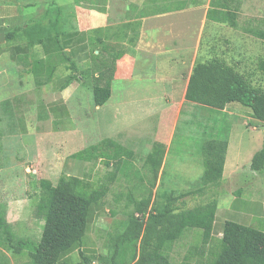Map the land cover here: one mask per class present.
Returning a JSON list of instances; mask_svg holds the SVG:
<instances>
[{"label":"crops","instance_id":"crops-1","mask_svg":"<svg viewBox=\"0 0 264 264\" xmlns=\"http://www.w3.org/2000/svg\"><path fill=\"white\" fill-rule=\"evenodd\" d=\"M209 2L0 0V34L4 35V42L0 43V114L12 119L19 107L28 113L34 112L37 107L49 115L64 112L65 104L53 101L52 97L58 94L68 99L70 88L75 86L73 78L71 84L65 86L68 77H73L75 73L69 70L67 58L70 57L77 69L82 71L91 65L90 51L95 49L94 53L98 54L105 46L110 52L117 50L122 55L115 63L110 97L102 106H95L97 111L111 107L117 109L123 104L136 108V102L130 101L132 99H161L163 89L156 87L166 80L175 82V57L179 61L182 56L179 57L178 51L184 50L177 47L179 42L175 40V32L183 33V37L192 35L193 41L206 26L224 25L206 19ZM13 31L22 37L7 41L6 35ZM15 64L24 69L16 72ZM165 68L172 72L171 76L165 77L166 80L163 77ZM118 73L123 74V90L114 96L113 85L120 81ZM188 77L181 97H184ZM78 80L83 82L80 77ZM137 82L141 85L139 88L135 85ZM131 84H134L133 89H130ZM149 84L153 86L149 87ZM114 97L130 100L112 103ZM203 109L201 105L187 102L184 98L177 107L165 109L166 114L172 113V118L170 124L165 123L167 118H161L154 135V141L164 144L166 149L150 207L159 200V208L163 211L168 194L178 196L198 189L204 171L202 145L210 140L224 141L227 147L205 264H218L221 232L227 222L263 231L255 264H264V169L259 172L249 169L252 157L262 147L264 126L251 117L249 109L241 106H228L220 112L223 114L217 116ZM181 114L185 117L184 121L180 119ZM238 117L242 122H236ZM237 131H241L240 134ZM255 184L258 188L254 187ZM6 206V222L16 231L14 226L20 219L15 220L10 214L11 209ZM28 224L32 226L34 235L18 236L38 241L40 250L56 258L60 264H67L69 260L71 264L81 263V251L92 254L91 264H95L97 252L93 248L82 246L79 249L69 242L67 249L54 254L55 238L62 236L54 234L43 222L35 219ZM0 254L9 257L1 248ZM24 258L27 262L23 264H30L28 258ZM7 264H11L10 259Z\"/></svg>","mask_w":264,"mask_h":264},{"label":"trees","instance_id":"trees-1","mask_svg":"<svg viewBox=\"0 0 264 264\" xmlns=\"http://www.w3.org/2000/svg\"><path fill=\"white\" fill-rule=\"evenodd\" d=\"M241 5L242 0H210L206 19L235 29L238 27ZM241 30L264 41V18L249 20ZM21 37L17 31H13L6 35V40L13 41ZM94 51H90V67L82 71L77 69L70 57L67 61L70 70L79 75L77 79L80 77L86 81L91 78L94 81L93 103L94 106H102L110 97L115 63L122 53L116 52L109 61L101 57L103 53H111L107 46L98 54ZM72 78L68 77L65 86L71 84ZM183 98L187 102L221 111L233 104L246 107L251 117L264 126V91L253 89L243 75L219 59L198 62L193 66ZM105 145L110 153H98L100 147ZM226 147V142L220 140L205 142L202 145L204 171L200 187L178 196L168 194L163 211L157 217L159 220L146 222L144 218L150 210L165 145L157 141L151 143L150 152L144 160L147 172L151 175V180L146 184L142 173L128 158L131 151L125 150L115 141L104 140L69 156L70 160L83 163L104 161V165L111 170L102 180L94 183L64 174L56 184L47 179L39 180V194L32 217L80 249L92 210L104 204L105 197L112 190L111 186L124 182L126 192L116 194L114 203L124 198L125 210L131 205L134 209L127 211L120 231L112 238L111 264H205L207 245L213 233L216 194ZM124 155L128 159L123 158ZM249 169L253 172L264 169V132L262 147L252 157ZM135 193L141 198L137 199ZM189 201L196 203L189 206ZM6 209V204L0 202V248L13 256L25 254L30 264H60L56 258L40 250L38 241L14 233L6 222ZM221 233L218 264H255L263 231L227 222ZM80 256L79 264L92 263V254L81 251ZM8 262V258L0 254V264Z\"/></svg>","mask_w":264,"mask_h":264},{"label":"rangeland","instance_id":"rangeland-1","mask_svg":"<svg viewBox=\"0 0 264 264\" xmlns=\"http://www.w3.org/2000/svg\"><path fill=\"white\" fill-rule=\"evenodd\" d=\"M263 18L264 0H242L238 27L235 29L226 25L212 28L206 26L203 33H198L193 41L192 35L183 37V33L175 32V40L179 42L177 47L184 50L178 51L179 57L182 56L179 61L175 57V82L166 80L165 77L172 72L167 68L164 69L163 77L166 81L160 87H156L163 89L161 99L123 100L114 97L112 103L130 100L136 102L137 107L129 108L128 104H123L117 109L111 107L97 111L92 98L94 81L88 78L79 83L77 79L79 75L74 73L75 86L69 90L71 96L68 99L58 94L52 97L53 101H62L65 104L64 112H53L49 115L39 111L37 107L34 112L28 113L26 109L19 107L12 119L0 114V201L8 205L11 209L10 214L15 220L20 219L14 226L16 229L14 232L20 236H30L31 233L32 236L34 235V230L28 222L34 220L32 210L39 194V180L47 179L56 184L63 173L94 183L102 180L111 170L104 165V161L79 163L76 162L77 160H70L69 156L91 145L100 144L104 140L115 141L125 150L131 151L129 160L142 173L148 184L151 175L147 172L144 160L146 154L150 152L157 125L161 118H167L165 123L170 124L172 113L166 114V110L171 106L177 107L182 102L181 95L185 80L196 63L219 59L243 75L253 89L264 91V41L241 30L249 20ZM178 36H182L183 41L181 37L178 39ZM116 51L103 53L101 57L110 61ZM14 66L16 72L24 69L20 64ZM68 68L70 70V66ZM122 77L123 74L118 73L117 78L120 81L113 85L114 96L123 90ZM135 85L138 88L141 86L138 82ZM152 86L153 84H149V87ZM132 87L134 84H131L130 89H133ZM236 106L238 105H229L230 108ZM201 107L211 115L223 114L220 113L221 110ZM181 118L184 121L183 114ZM241 120L238 117L236 122ZM240 132L237 131V134ZM106 147V145L100 147L98 153H110ZM123 158L128 159L125 155ZM257 184L254 185L255 188ZM240 185L243 187L242 182ZM125 186L124 182L111 186L112 190L105 197L104 204L92 210L83 247L93 248L97 252L94 257L95 264H111L112 238L120 231L121 222L126 218L127 211L134 209L131 205L125 210L124 198L119 203H114L116 194L120 191L126 192ZM134 195L138 197L137 199L141 198L137 193ZM195 203V201L188 202L189 206ZM159 204L158 200L152 208L150 207L144 218L146 222L159 220L157 217L162 213ZM16 206L18 209H15ZM55 239L52 250L54 254L70 246L69 241L64 237ZM7 256L11 264L27 262L24 258L25 254L18 257L7 252ZM66 263L71 264V260Z\"/></svg>","mask_w":264,"mask_h":264},{"label":"water","instance_id":"water-1","mask_svg":"<svg viewBox=\"0 0 264 264\" xmlns=\"http://www.w3.org/2000/svg\"><path fill=\"white\" fill-rule=\"evenodd\" d=\"M3 42H4V35L0 34V43H3Z\"/></svg>","mask_w":264,"mask_h":264}]
</instances>
